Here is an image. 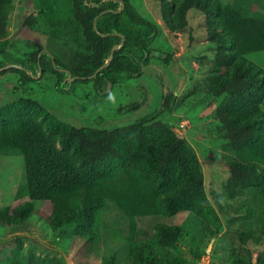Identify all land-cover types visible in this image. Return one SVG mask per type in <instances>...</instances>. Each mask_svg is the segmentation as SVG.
<instances>
[{"label": "trees", "instance_id": "obj_1", "mask_svg": "<svg viewBox=\"0 0 264 264\" xmlns=\"http://www.w3.org/2000/svg\"><path fill=\"white\" fill-rule=\"evenodd\" d=\"M14 1L0 0V5L11 9ZM91 1L93 4L86 0H35L37 12L53 28L46 30L50 51L39 60L46 57L42 69L48 67L56 75L59 88L72 84L69 75L76 77V82L92 80L98 89L121 74L136 79L153 52L150 44L157 25L139 14L129 0H108L107 5L104 0ZM155 1L161 19L174 32L186 29L193 9L205 15L209 41L216 47L205 91L219 100L215 116L222 126L224 149L235 154L222 164L226 171L223 186L255 188L259 201L258 216L239 225L238 243L230 246L229 264H264V255L253 261L246 246L264 240V116L260 112L264 72L243 58L264 51V11L257 8L262 0ZM35 23L31 14L25 24L32 29ZM68 26L71 36L61 43L59 34L65 36ZM70 39L75 46L70 45ZM10 41L0 32V52ZM114 45L117 48L110 59ZM39 52L31 55L35 64ZM5 66L0 64V68ZM18 70L21 79L36 81L29 66ZM160 83L161 106L147 117L113 130L67 124L26 98L1 106L0 155L21 154L26 179L16 190L18 203L0 209V223L21 224L34 213L35 202H48L51 212L46 220L52 229L73 225L83 239L92 241L100 236L102 210L112 202L129 223L131 264H187L179 246L180 226L158 223L151 238L138 239L137 218L180 211L194 214L211 234L221 228L205 191L195 149L170 124L156 120L173 103L166 84ZM138 86L145 101V90ZM138 105H120L117 113L134 111ZM0 264L21 263L9 259Z\"/></svg>", "mask_w": 264, "mask_h": 264}, {"label": "rangeland", "instance_id": "obj_2", "mask_svg": "<svg viewBox=\"0 0 264 264\" xmlns=\"http://www.w3.org/2000/svg\"><path fill=\"white\" fill-rule=\"evenodd\" d=\"M86 1L93 4L91 0ZM129 1L139 14L157 25V33L150 44L153 52L148 63L142 66L140 77L130 79L121 74L116 81L102 84L100 89L93 87L92 80L85 82L83 78L81 82H76L77 78L72 79L71 85L64 84L59 88L56 75L48 67L42 69L46 57L44 61L38 59L36 64L31 61L35 51H42L41 56L49 53L46 30L53 29L37 12L35 0H15L11 9L0 5V32L11 39L6 49L0 52V64L9 66L0 74V107L26 98L38 102L67 124L113 130L145 118L159 108L162 104L160 82H164L173 103L156 120L170 124L195 149L203 170L205 191L219 215L221 228L211 234L205 231L203 222L194 214L180 211L174 215L137 218L138 239L151 238L158 223L178 225L182 229L179 246L187 264H229L230 246L238 243L236 232L239 225L258 216L259 201L255 188L232 190L223 186L226 171L222 164L235 154L224 149L222 126L215 116L219 100L205 91L216 50L206 32L205 15L193 9L186 29L174 32L161 19L159 2ZM219 1L228 3L233 0ZM257 8L264 11V0L257 3ZM31 14L36 18L34 27L30 29L24 21L20 29L24 18ZM65 30V36L58 33L61 43L71 36V27ZM72 43L70 45H74ZM243 58L264 72V51L244 55ZM25 66L30 67L29 72L36 81L21 79L18 69ZM138 84L145 90V101L141 100ZM133 103L139 104L136 110L117 113L120 105ZM260 112L264 116V103ZM25 179V163L21 154L0 155V209L14 207L18 203L16 190ZM50 212L48 202H35L34 213L25 222L10 226L0 223V261L17 259L21 264H131L127 240L129 223L112 202L102 210L100 236L92 241L83 239L73 225L52 229L46 220ZM246 246L253 261L264 255V240L260 244L250 242Z\"/></svg>", "mask_w": 264, "mask_h": 264}, {"label": "water", "instance_id": "obj_3", "mask_svg": "<svg viewBox=\"0 0 264 264\" xmlns=\"http://www.w3.org/2000/svg\"><path fill=\"white\" fill-rule=\"evenodd\" d=\"M123 6V5H122ZM23 27V22L21 23V25H20V29ZM102 36H104V34H101ZM122 36V35H121ZM123 41H124V37L122 36V41H121V44L123 43ZM117 48V45H114L112 48H111V52H110V59L112 58V56H113V52H114V50ZM52 62L54 63V61H53V58H52ZM108 62H106L105 63V65L107 64ZM7 67H9V66H5V67H2V68H0V70H3V69H5V68H7ZM102 67H104V66H102ZM99 70V69H98ZM98 70L92 75V76H90V77H93V76H95L96 75V73L98 72ZM60 71H64V72H66L67 73V71L65 70V69H60ZM34 77V76H33ZM69 77H70V75H69ZM74 80V79H76L75 77H71L70 78V80Z\"/></svg>", "mask_w": 264, "mask_h": 264}, {"label": "flooded vegetation", "instance_id": "obj_4", "mask_svg": "<svg viewBox=\"0 0 264 264\" xmlns=\"http://www.w3.org/2000/svg\"><path fill=\"white\" fill-rule=\"evenodd\" d=\"M27 17L28 16H26L25 18H24V20H23V24H24V21H25V23H26V19H27ZM21 25V24H20ZM44 53V52H43ZM41 54H42V51H40L39 52V54H38V59L41 57ZM69 78H71V77H69ZM76 78V77H75Z\"/></svg>", "mask_w": 264, "mask_h": 264}]
</instances>
